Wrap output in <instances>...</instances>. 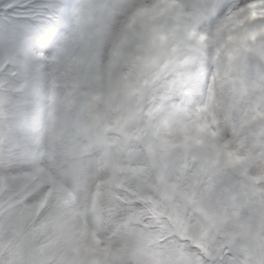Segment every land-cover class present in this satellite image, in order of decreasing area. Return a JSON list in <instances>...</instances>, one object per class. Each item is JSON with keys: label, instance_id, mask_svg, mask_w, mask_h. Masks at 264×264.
Returning <instances> with one entry per match:
<instances>
[{"label": "clouds", "instance_id": "clouds-1", "mask_svg": "<svg viewBox=\"0 0 264 264\" xmlns=\"http://www.w3.org/2000/svg\"><path fill=\"white\" fill-rule=\"evenodd\" d=\"M72 2L73 10L43 72L38 65L44 54L33 53L0 73L4 112L24 136L47 135L64 127L79 143L92 146L89 160L95 163L63 177L67 195L58 209L60 236L75 249L65 252L69 258L65 264H160L159 256L150 255L142 242L151 217L145 216L127 232L112 223L113 217L123 223L128 215L126 201L150 193L148 199L158 205L161 223L176 229L177 225L168 224V216L177 215V209L190 213L185 197L194 189L183 165L194 160L199 170L215 171L224 165L225 147L219 135L199 131L198 117L181 121L172 118L166 106L153 107L172 63L168 47L140 40L120 45L133 11L127 0ZM11 39V28L0 25V55L7 54ZM76 57L85 70L73 85L68 69ZM212 70L210 65L209 74ZM199 105H207L222 119L221 92L213 101L205 88L194 107ZM105 162L108 166L101 168ZM109 176L116 180L122 176L127 186L114 193L115 213L112 206L101 211L94 200L97 186ZM197 191L204 203L214 202V194ZM93 232L109 253L98 249Z\"/></svg>", "mask_w": 264, "mask_h": 264}, {"label": "snow or ice", "instance_id": "snow-or-ice-1", "mask_svg": "<svg viewBox=\"0 0 264 264\" xmlns=\"http://www.w3.org/2000/svg\"><path fill=\"white\" fill-rule=\"evenodd\" d=\"M127 3L133 11L120 45L140 40L168 47L172 63L153 107L162 104L181 121L198 117L199 131L219 135L226 150L215 171L199 170L194 160L183 165L194 189L185 197L190 213L177 209L168 216L176 229L161 223L150 193L126 201L129 227L151 217L142 242L160 264H264V0ZM73 7L72 0H0V25L12 36L7 54L0 55V73L33 53L44 54L38 65L43 72ZM84 70L74 58L68 69L73 85ZM205 88L213 101L222 93V119L207 105L194 107ZM197 189L214 194V202L204 203Z\"/></svg>", "mask_w": 264, "mask_h": 264}, {"label": "trees", "instance_id": "trees-1", "mask_svg": "<svg viewBox=\"0 0 264 264\" xmlns=\"http://www.w3.org/2000/svg\"><path fill=\"white\" fill-rule=\"evenodd\" d=\"M5 104L6 101L0 97V180L7 174L18 175L22 171L31 174L33 171L31 164H27L20 171L16 162L21 157L27 158L26 161L32 159V138L34 135L24 136L16 124L8 122L4 112ZM42 141L43 166L53 176L57 174L63 178L81 166L90 162L95 163V161L89 160L92 146L87 143H79L64 127L57 128L50 134L42 135ZM17 146L19 150L16 148ZM103 167H106V162L101 165V168ZM102 182V191L96 206L101 211L112 206L115 213L118 209L113 203L116 199L114 192L107 185V178ZM120 201H123V197H120ZM36 202V197L30 198L26 202L13 199L8 194L0 197V264H22L26 259L29 264H65V261L69 259L64 255L65 252H75V249L71 248L70 244L59 236L61 227L58 209L61 204L46 210L35 227L25 231L19 229L20 227H30L33 211L29 212V208H34ZM16 219L18 222H14ZM112 223L118 228L123 224L129 228L126 220L120 223L113 217ZM14 236H16L15 239H13ZM91 238L100 251L109 253V249L103 244L101 237L93 232Z\"/></svg>", "mask_w": 264, "mask_h": 264}, {"label": "rangeland", "instance_id": "rangeland-1", "mask_svg": "<svg viewBox=\"0 0 264 264\" xmlns=\"http://www.w3.org/2000/svg\"><path fill=\"white\" fill-rule=\"evenodd\" d=\"M7 183H10V181H8ZM53 188H56V189H57V188H59V187H58L56 184L53 183ZM16 221H17V219H16L14 222H16ZM17 222H18V221H17ZM50 223H51V222H50ZM50 223H49V224H50ZM49 224H48V225H49ZM48 225H47V226H48ZM47 226H46V227H47ZM119 228H120L122 231H125V232H127L128 229H129V228H127V226H126L125 224H123V225H122L121 227H119ZM11 232H12V230H11ZM59 236H60V234H59ZM112 259L115 260V259H116L115 256H113Z\"/></svg>", "mask_w": 264, "mask_h": 264}]
</instances>
